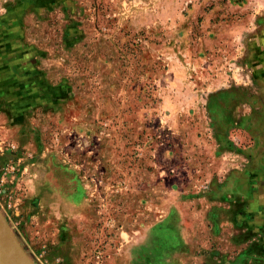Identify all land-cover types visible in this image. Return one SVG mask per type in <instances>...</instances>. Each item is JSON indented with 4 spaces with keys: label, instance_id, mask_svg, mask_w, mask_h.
Masks as SVG:
<instances>
[{
    "label": "rangeland",
    "instance_id": "1",
    "mask_svg": "<svg viewBox=\"0 0 264 264\" xmlns=\"http://www.w3.org/2000/svg\"><path fill=\"white\" fill-rule=\"evenodd\" d=\"M262 157L264 0H0V210L34 264H264V186L225 191Z\"/></svg>",
    "mask_w": 264,
    "mask_h": 264
},
{
    "label": "water",
    "instance_id": "2",
    "mask_svg": "<svg viewBox=\"0 0 264 264\" xmlns=\"http://www.w3.org/2000/svg\"><path fill=\"white\" fill-rule=\"evenodd\" d=\"M0 253L7 264H34L0 210Z\"/></svg>",
    "mask_w": 264,
    "mask_h": 264
},
{
    "label": "crops",
    "instance_id": "3",
    "mask_svg": "<svg viewBox=\"0 0 264 264\" xmlns=\"http://www.w3.org/2000/svg\"><path fill=\"white\" fill-rule=\"evenodd\" d=\"M262 159L264 160L263 157H262ZM259 161H260V158H259ZM260 170H261V168H259L258 166H254L253 163H247V164H245V167L244 168L239 169L238 171H236L234 174H232L228 178V180H227V183L228 184L225 187V191H228L226 195L240 197L243 200L248 201L249 203H254L255 202V199L253 198V190H252V196H251V198H247V197H249L250 194H251V192H250L251 189H252V184L251 183L253 181H256L258 184L261 183L262 186H264V174L259 173ZM243 173H245L244 175L246 177V182L245 183H243L242 182L243 180L241 179L243 177ZM256 179H260V180H256ZM242 184H244V189H245L242 192L243 194L240 192V190L243 189V188L241 189V187L238 190V193L235 194L234 193V188H239V185H242ZM263 205H264V201H263ZM263 209H264V207H263ZM220 250L223 251V252H227V250H224V248L223 249L220 248Z\"/></svg>",
    "mask_w": 264,
    "mask_h": 264
},
{
    "label": "bare ground",
    "instance_id": "4",
    "mask_svg": "<svg viewBox=\"0 0 264 264\" xmlns=\"http://www.w3.org/2000/svg\"><path fill=\"white\" fill-rule=\"evenodd\" d=\"M0 264H7L6 259L2 256L1 253H0Z\"/></svg>",
    "mask_w": 264,
    "mask_h": 264
}]
</instances>
